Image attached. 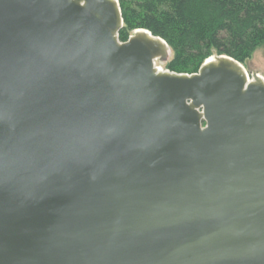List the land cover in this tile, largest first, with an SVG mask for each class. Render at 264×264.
I'll use <instances>...</instances> for the list:
<instances>
[{
  "label": "water",
  "instance_id": "obj_1",
  "mask_svg": "<svg viewBox=\"0 0 264 264\" xmlns=\"http://www.w3.org/2000/svg\"><path fill=\"white\" fill-rule=\"evenodd\" d=\"M122 26L0 0V264H264V78Z\"/></svg>",
  "mask_w": 264,
  "mask_h": 264
},
{
  "label": "trees",
  "instance_id": "obj_2",
  "mask_svg": "<svg viewBox=\"0 0 264 264\" xmlns=\"http://www.w3.org/2000/svg\"><path fill=\"white\" fill-rule=\"evenodd\" d=\"M119 40L144 29L171 50L170 72L196 73L213 55L243 64L264 46V0H118Z\"/></svg>",
  "mask_w": 264,
  "mask_h": 264
},
{
  "label": "rangeland",
  "instance_id": "obj_3",
  "mask_svg": "<svg viewBox=\"0 0 264 264\" xmlns=\"http://www.w3.org/2000/svg\"><path fill=\"white\" fill-rule=\"evenodd\" d=\"M131 35V34H130ZM219 56V55H213ZM171 58V53L169 59ZM168 59V60H169ZM159 63L158 66L161 69L167 70L165 68L166 63ZM242 66L249 72V74H258L264 78V46L257 47L250 55V57L242 64Z\"/></svg>",
  "mask_w": 264,
  "mask_h": 264
},
{
  "label": "bare ground",
  "instance_id": "obj_4",
  "mask_svg": "<svg viewBox=\"0 0 264 264\" xmlns=\"http://www.w3.org/2000/svg\"><path fill=\"white\" fill-rule=\"evenodd\" d=\"M260 76V75H259ZM262 77V76H261Z\"/></svg>",
  "mask_w": 264,
  "mask_h": 264
}]
</instances>
